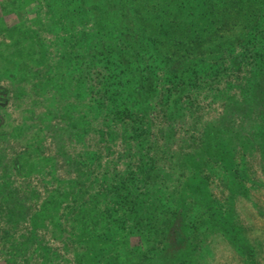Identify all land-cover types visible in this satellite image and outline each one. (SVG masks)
<instances>
[{
  "label": "trees",
  "instance_id": "obj_1",
  "mask_svg": "<svg viewBox=\"0 0 264 264\" xmlns=\"http://www.w3.org/2000/svg\"><path fill=\"white\" fill-rule=\"evenodd\" d=\"M34 3L27 27L17 26L4 56L23 53L27 64L52 69V44L38 32H62L57 64L74 65L77 103L63 107L64 126L57 125L77 134L94 131L112 143L119 135L112 132L119 129L123 143L118 153L107 145V152L96 148L63 157L76 177L61 178L51 166L57 186L33 212H25L9 179L0 181V210L16 224L29 217L27 241L39 244L34 252L41 264L58 256L40 242L36 231L43 227L71 248L75 264H195V240L212 228L223 230L240 254L255 260L234 200L245 192L241 161L255 146L264 160V0ZM26 40L30 47L17 52ZM29 72L36 74L31 67ZM203 87L225 101V112L197 134L178 138L176 128L193 112ZM217 167L227 172L223 202L209 191ZM194 195L202 196L207 216L191 224ZM15 242L14 256L25 254L23 243Z\"/></svg>",
  "mask_w": 264,
  "mask_h": 264
},
{
  "label": "rangeland",
  "instance_id": "obj_2",
  "mask_svg": "<svg viewBox=\"0 0 264 264\" xmlns=\"http://www.w3.org/2000/svg\"><path fill=\"white\" fill-rule=\"evenodd\" d=\"M34 4V0H0V181L5 178L13 183L15 194L25 202V212L38 210L57 186L51 166L57 167V175L61 178L76 177L71 168L62 162L63 157L96 148L107 152V145L115 153L123 151L119 136L122 131L119 129L112 132L115 136L119 133L112 143L101 139L94 131H88L89 135H86L77 134L79 131H72L70 128H60L64 126L62 119L65 117L60 116L63 107L67 103H77L73 92L77 87V80L74 79L75 75L71 77L75 72L74 65L66 69L57 64L58 61L62 62V32L54 30L48 33L41 28L38 32L46 42L52 44V69L43 63L36 65L30 62L29 65L26 56L18 54V51L30 47L27 40L26 43L21 41L18 50L16 48L18 53L15 58L7 60V56H4L3 52L14 44L18 35L17 26L24 29L27 27V19L31 17L28 11L35 10ZM31 29L38 31L39 27L33 25ZM29 67L35 75L30 72L27 74ZM45 86H52L53 92H49ZM62 86L65 88L64 92H57V88ZM221 86L224 89L225 82ZM200 91L202 94L191 107L193 112L185 123L176 128L178 138L188 132L197 134L204 124L215 121L225 112L224 100L209 94L207 88L203 87ZM236 92V89L232 90V93ZM43 113L46 115L45 120H40ZM46 123L51 124L49 128ZM252 149L240 163V168L245 169L247 174L242 179L245 192L237 195L234 201L238 223L244 230L245 239L255 249L256 259H246L232 246L223 230L212 228L195 240L199 247L195 264H264V160L256 146ZM31 151L36 152L28 158L27 152ZM108 155V159L114 158ZM43 158H50L51 161L45 163ZM20 162L24 165L18 170L16 165ZM226 175L227 172L221 167L210 174V194L221 202L228 195L226 182L223 180ZM201 197L194 195L191 198L188 215L191 224L207 216ZM4 212L5 210H0V264H27L28 259L31 264H41L43 258L34 252L39 244L27 241L32 227L29 217L26 215L24 220L16 224L10 222ZM36 232L44 246L58 253L56 260L48 262L49 264H75L74 254L69 251L71 248L66 250L63 241L56 238L50 228H38ZM15 241L23 243L21 246L25 247V254L14 256V243L17 244Z\"/></svg>",
  "mask_w": 264,
  "mask_h": 264
}]
</instances>
